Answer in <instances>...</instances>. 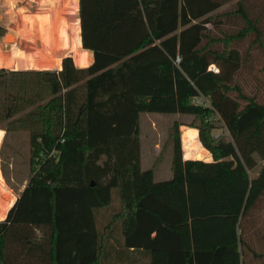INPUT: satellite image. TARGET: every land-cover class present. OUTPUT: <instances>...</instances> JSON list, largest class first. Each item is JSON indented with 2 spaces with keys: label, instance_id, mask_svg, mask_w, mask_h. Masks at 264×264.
Returning <instances> with one entry per match:
<instances>
[{
  "label": "trees",
  "instance_id": "1",
  "mask_svg": "<svg viewBox=\"0 0 264 264\" xmlns=\"http://www.w3.org/2000/svg\"><path fill=\"white\" fill-rule=\"evenodd\" d=\"M223 2L78 0L89 66L68 55L59 71L0 68V122L13 117L28 130L31 164L0 220V264H105L110 228L123 248L146 251L147 264H249L238 229L264 198V164L249 175L264 159V102L233 81L244 62L233 44L264 42L241 0L231 14L243 25L213 35L207 24ZM8 74L34 80L16 87ZM142 112L192 116L212 160L182 158L174 121L172 175L155 181L154 167L140 164ZM220 126L227 136L214 134ZM182 137L185 155L196 153L195 131ZM101 209L110 211L103 222Z\"/></svg>",
  "mask_w": 264,
  "mask_h": 264
},
{
  "label": "rangeland",
  "instance_id": "2",
  "mask_svg": "<svg viewBox=\"0 0 264 264\" xmlns=\"http://www.w3.org/2000/svg\"><path fill=\"white\" fill-rule=\"evenodd\" d=\"M43 1L0 0V23L4 29V32L0 35V60L7 61L10 58L12 61L6 65H0V68L5 69L7 72H11L12 70L34 71L40 70V68L47 70L45 69L47 66H49L48 68H52L59 65L52 66L45 65L44 63L31 65L30 62L32 61L27 60V56L39 57L40 60H43L44 57L61 58L62 56L60 55L67 54L71 56L77 48L79 49L80 45L77 46L75 44L77 28L72 26L71 17L68 15L70 7H72L73 11L75 5L78 8V0L77 4L72 0L66 3H58L60 7H64L62 11L60 9V15L66 19L64 24L66 30L62 29V24H60V27H55L54 37L47 34L48 38L45 35V27L51 15L47 16L45 12H37L38 8L41 7L40 3ZM241 1L250 16L258 19V28L262 32L261 40L264 42V0ZM237 2L238 0H224L219 8L211 12L212 23H208L207 27L213 35L223 36L224 33L230 34L243 25L238 16L231 14L237 8ZM24 31H33L36 34H39L41 31V39L43 38L45 42L43 46L38 49L33 42L25 41L23 38ZM253 37L254 35H247L244 39L236 41L233 44L241 52L244 61L236 71L233 81L239 82L245 93L255 95L260 101L264 102V48L258 43H252L251 45ZM5 38L14 39L6 41ZM246 52H248L247 56ZM244 55L246 56L245 60ZM28 77L34 80V75H17L16 77H12L9 74L6 80L11 84L14 78L17 87L20 86L18 83H25ZM42 93L44 94V91ZM20 114L15 115V117ZM160 114L150 112L141 114V168L147 169L150 165L154 167L155 181H162L171 177L170 163L173 144L172 140L168 137L169 127L176 119L187 125L192 119L190 115H180L177 113ZM12 118L0 122V220L6 216L8 209L16 199L17 193L27 183L31 169L29 132L18 124L12 123ZM214 134L227 136V132L222 126L217 127ZM196 153L194 156L202 160L211 156V154L206 155L200 146L199 149H196ZM160 154L162 157L157 161L156 159H158ZM263 160L258 159L257 165L261 164L263 166ZM254 171V169L250 170L249 174L252 175ZM116 207L117 203L114 201L112 208ZM109 213V210L101 209L99 211V220L103 222L106 214Z\"/></svg>",
  "mask_w": 264,
  "mask_h": 264
},
{
  "label": "crops",
  "instance_id": "3",
  "mask_svg": "<svg viewBox=\"0 0 264 264\" xmlns=\"http://www.w3.org/2000/svg\"><path fill=\"white\" fill-rule=\"evenodd\" d=\"M70 0H44L41 4V7L38 8L39 13H47L48 15H51L50 18L48 19V24L45 27V35L46 38H48L49 34L50 36L54 37V31L55 27L59 26L62 24V29H65V22L66 19L61 16L60 9L62 11V7L58 5V3H66L69 2ZM73 2H76L77 0H72ZM39 5V4H38ZM70 7V13L68 15L71 17V24L73 27L77 28L76 30V36H75V44L79 46V49L75 50L71 56L73 57L74 63L77 67L79 68H84L87 67L91 64L93 60V54L90 50L84 49L81 46V40H80V30H79V15H78V8L75 5V9H71ZM64 12V11H63ZM67 12V10H65ZM57 17V18H56ZM1 25V23H0ZM2 26V25H1ZM64 26V27H63ZM66 30V29H65ZM64 30V32H65ZM42 31V30H41ZM40 31V33H42ZM31 32V33H30ZM24 31L23 32V38L25 41L33 42L35 47L40 49L43 44L45 43L43 41V38L41 39V34H36L33 31ZM30 33V34H29ZM51 38V37H50ZM14 38H5L6 41H12ZM21 41V39H20ZM66 42V41H65ZM67 54H62L61 58L59 57H44L43 60H40L39 57H32V56H27V60H30L32 62L31 65H39L41 63H44L45 65H59L56 67L48 68L49 66L45 67L47 70H54V71H59L61 69V61L62 58L65 57ZM68 56V55H67ZM60 59V60H59ZM76 60L80 62L79 65L76 63ZM47 61V62H46ZM12 61L10 58H8L7 61H1L0 60V65H6L7 63H11ZM29 62V61H28ZM87 62V64H85ZM51 67V66H50ZM40 70H42L40 68ZM85 80V79H84ZM78 81L75 83V85H80L83 83V81ZM78 83V84H77ZM74 85V86H75ZM145 113V112H142ZM139 115V123H140V132H141V114ZM149 114V113H148ZM175 114V113H174ZM161 115V114H160ZM145 116V115H144ZM179 122L178 125V130H179V135H180V146L182 144V158L183 159H198L197 157L194 156L195 153H193L190 156L185 155V149H184V141H183V132L185 130H194L196 134V138L198 141V145L202 148V150L207 154H210V152L204 148L200 140L198 138V130L195 127L188 126L186 123H182L179 120H174ZM173 121V122H174ZM163 155V153H162ZM160 154L157 161L160 160L162 157ZM200 159V158H199ZM204 161H211L212 157L203 159ZM171 161H172V152H171ZM140 164H141V156H140ZM264 164V160H263ZM151 165L148 167L150 168ZM262 166L256 165L254 168L255 171L253 172L252 175H250L251 178L255 177L259 171L261 170ZM170 169H171V163H170ZM155 172V169H154ZM153 172V174H154ZM250 173V172H249ZM172 175V171H171ZM111 229V228H110ZM108 230L107 236L105 238V250L103 252V261L105 264H138V263H148V256L145 253L146 251L139 249V250H133L132 248L126 249L123 248L121 245V240L119 238V228H115L116 230ZM238 233L243 236L246 244L249 246L245 252H243L242 256L244 259L249 264H264V198H258L255 203L247 210L245 215L240 218V228L238 229Z\"/></svg>",
  "mask_w": 264,
  "mask_h": 264
},
{
  "label": "built area",
  "instance_id": "4",
  "mask_svg": "<svg viewBox=\"0 0 264 264\" xmlns=\"http://www.w3.org/2000/svg\"><path fill=\"white\" fill-rule=\"evenodd\" d=\"M179 61V57H177L176 58V62H178ZM78 60H76V63L78 64ZM79 65H82V64H79ZM209 69L211 70V71H213V72H217L218 71V69L214 66V65H210L209 66ZM193 102L194 103H199V104H204V103H207V99L205 98V97H203V96H198V97H195L194 99H193Z\"/></svg>",
  "mask_w": 264,
  "mask_h": 264
}]
</instances>
